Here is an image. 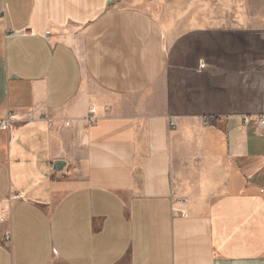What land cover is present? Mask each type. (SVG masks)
<instances>
[{
    "label": "crops",
    "instance_id": "1",
    "mask_svg": "<svg viewBox=\"0 0 264 264\" xmlns=\"http://www.w3.org/2000/svg\"><path fill=\"white\" fill-rule=\"evenodd\" d=\"M185 1L0 0V264H264V0Z\"/></svg>",
    "mask_w": 264,
    "mask_h": 264
},
{
    "label": "rangeland",
    "instance_id": "2",
    "mask_svg": "<svg viewBox=\"0 0 264 264\" xmlns=\"http://www.w3.org/2000/svg\"><path fill=\"white\" fill-rule=\"evenodd\" d=\"M185 2H187V5H189L191 2H193V0H186ZM193 6L196 8V4H194ZM193 19L194 21L191 23L193 24L191 27L176 30L173 25V20L171 19L169 14L163 12L161 16V24L167 33L172 63L175 66H177L181 62L193 61L196 57L200 56L201 53L211 49V44L203 43L202 37L198 36L199 33H202L201 31H204V28L201 27L202 25L200 27L197 25L198 20L196 18ZM236 46L239 52L247 51V53H244V58L240 60L242 61V65L252 68L255 73H263V81L260 82L262 84L258 88V91H256V95L259 97V100L263 101L264 64L262 62V56L260 57V55L264 52V42L256 40L253 43L238 42ZM249 51H253L255 56L254 58L251 59Z\"/></svg>",
    "mask_w": 264,
    "mask_h": 264
},
{
    "label": "built area",
    "instance_id": "3",
    "mask_svg": "<svg viewBox=\"0 0 264 264\" xmlns=\"http://www.w3.org/2000/svg\"><path fill=\"white\" fill-rule=\"evenodd\" d=\"M262 62L264 64V54L262 55ZM204 68H205L204 63L202 61H200L199 66H198V72H201ZM95 113H96V111L94 108H91L89 110V115H90L89 122L90 123H93L95 121V118H94ZM14 120L16 121V119L14 117H10L4 121H1L0 122V130L1 131H11V129L13 128V121ZM205 121L208 123L210 120L207 119ZM66 125H68V123H66ZM170 125L174 126V123L170 122ZM256 129H257V132L259 134L263 133V131H264V117H261L258 119Z\"/></svg>",
    "mask_w": 264,
    "mask_h": 264
},
{
    "label": "water",
    "instance_id": "4",
    "mask_svg": "<svg viewBox=\"0 0 264 264\" xmlns=\"http://www.w3.org/2000/svg\"><path fill=\"white\" fill-rule=\"evenodd\" d=\"M53 167L58 171L59 174H63L65 171L66 164L63 162H54Z\"/></svg>",
    "mask_w": 264,
    "mask_h": 264
}]
</instances>
